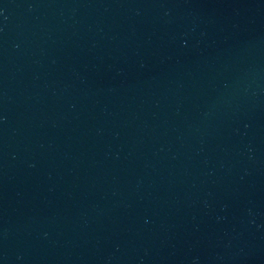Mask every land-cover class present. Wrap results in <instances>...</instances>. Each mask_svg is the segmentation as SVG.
<instances>
[{"label": "water", "instance_id": "obj_1", "mask_svg": "<svg viewBox=\"0 0 264 264\" xmlns=\"http://www.w3.org/2000/svg\"><path fill=\"white\" fill-rule=\"evenodd\" d=\"M0 264H264V0H0Z\"/></svg>", "mask_w": 264, "mask_h": 264}]
</instances>
